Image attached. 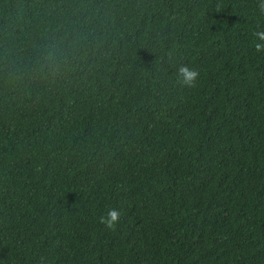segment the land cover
<instances>
[{
	"label": "trees",
	"instance_id": "1",
	"mask_svg": "<svg viewBox=\"0 0 264 264\" xmlns=\"http://www.w3.org/2000/svg\"><path fill=\"white\" fill-rule=\"evenodd\" d=\"M259 2L0 0V264H264Z\"/></svg>",
	"mask_w": 264,
	"mask_h": 264
},
{
	"label": "clouds",
	"instance_id": "2",
	"mask_svg": "<svg viewBox=\"0 0 264 264\" xmlns=\"http://www.w3.org/2000/svg\"><path fill=\"white\" fill-rule=\"evenodd\" d=\"M257 8L261 15H264V0H260ZM214 11L216 13L223 12V6L217 3ZM255 37L254 47L257 52H264V30H257L253 33ZM177 83L182 87L194 88L197 85L199 78V71L188 67L186 64H181L176 71ZM121 218L120 211L116 209H110L106 216L100 217V223L103 224L107 229L114 230Z\"/></svg>",
	"mask_w": 264,
	"mask_h": 264
}]
</instances>
